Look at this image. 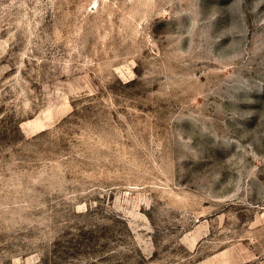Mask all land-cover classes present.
Instances as JSON below:
<instances>
[{
    "label": "rangeland",
    "instance_id": "1",
    "mask_svg": "<svg viewBox=\"0 0 264 264\" xmlns=\"http://www.w3.org/2000/svg\"><path fill=\"white\" fill-rule=\"evenodd\" d=\"M0 264H264V0H0Z\"/></svg>",
    "mask_w": 264,
    "mask_h": 264
}]
</instances>
